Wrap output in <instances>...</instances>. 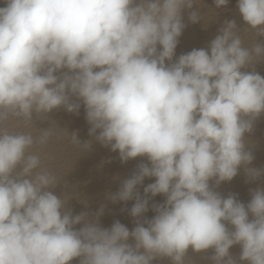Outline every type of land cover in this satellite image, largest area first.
Here are the masks:
<instances>
[{"label":"clouds","instance_id":"1","mask_svg":"<svg viewBox=\"0 0 264 264\" xmlns=\"http://www.w3.org/2000/svg\"><path fill=\"white\" fill-rule=\"evenodd\" d=\"M198 0H4L0 7V264H184L213 249V264H264V187L247 204L215 190L244 168L247 182L264 176L245 134L264 114V77L242 71L264 59V43L243 46L226 20L207 49L177 59L175 50ZM229 0H214L217 8ZM243 21L264 37V0H238ZM167 61V63H166ZM75 97V100L72 98ZM84 106L89 136L118 152L121 162L145 157L113 203L134 200L130 231L120 221L100 225L94 214L73 215L54 189L59 179L34 149L51 127L10 131L63 107ZM72 142L83 150L73 133ZM155 178L137 190L145 178ZM210 182H214L210 184ZM155 215L148 219L152 197ZM251 217V218H250ZM79 225L80 227H76ZM232 226V229L228 227ZM130 240L132 242H130Z\"/></svg>","mask_w":264,"mask_h":264},{"label":"rangeland","instance_id":"2","mask_svg":"<svg viewBox=\"0 0 264 264\" xmlns=\"http://www.w3.org/2000/svg\"><path fill=\"white\" fill-rule=\"evenodd\" d=\"M237 3L238 0H229L226 6L217 8L214 0H198L192 9L199 12L200 20L197 23H191L188 20L189 10H185L183 16L186 27L179 37V43L173 59L175 60L181 54L188 53L193 49H207L210 42L219 34L218 30L224 25L226 20H235L237 31L242 38L244 47L250 48L254 43H264V37L257 36L256 31L243 21L238 11ZM2 6H4V0H0V7ZM253 70L264 77V59H260L254 65L242 69V71ZM72 99L75 100V97ZM58 118H61V120ZM6 126L10 131L31 132L34 137L39 135L40 129L52 128L54 134L49 141L44 146H37L34 150L41 155L43 165L58 177L59 182L52 191L58 197H62L61 199L63 197L66 199L65 207L70 209L73 215L81 212H88L91 215L103 205L104 214L99 219L102 227L110 228L117 220L127 226L130 231L135 227V219L129 214V210L135 201L130 200L127 203L117 201L113 203L108 199V196L118 191L122 182L136 171L138 164L142 162L148 163V161L145 157H138L137 159L135 158L136 160L121 162L118 152L111 151L109 147L102 146L93 137H90L88 134L90 125L86 121L83 105H81L78 114L69 113L63 107H60L48 113L43 120L37 119L34 114L32 125L24 126L23 123L10 119ZM73 131L81 144L91 140L93 142L91 147L83 150L80 146L73 143L71 139ZM244 140L246 148L252 151L254 155V160L249 167L264 169V114L254 122L252 132L246 133ZM238 175L231 181L221 183L215 190L224 197H227L230 193H235L240 201L247 204L251 199L250 189L264 187V176L254 182H247L243 167L240 168ZM153 182H155L154 177L145 178L143 184L139 185L137 190L143 196V188ZM212 183L214 182H210V184ZM165 199L163 195L152 197L149 201V211L144 216L151 219L155 215L152 205L162 204ZM76 227L80 226L77 225ZM228 227L232 229L231 225H228ZM130 242L132 241L130 240ZM213 251V249H209L195 253L190 248L184 258V264H213L209 259ZM240 253V245H234L230 248V254L237 259L238 264H248L247 261H239ZM70 264H79V258L73 259ZM152 264H172V261L169 258L166 259V257L158 258Z\"/></svg>","mask_w":264,"mask_h":264},{"label":"bare ground","instance_id":"3","mask_svg":"<svg viewBox=\"0 0 264 264\" xmlns=\"http://www.w3.org/2000/svg\"><path fill=\"white\" fill-rule=\"evenodd\" d=\"M183 36H184V35H183ZM185 37H186V36H185ZM190 40H191V39H190ZM191 47H192V46H191ZM186 52H187V51H186ZM56 113H57V112H56ZM48 116H49V115H48ZM65 118H66V117H65ZM54 119H55V118H54ZM54 119H53V120H54ZM58 119H59V118H58ZM59 120H61V118H60ZM257 120H258V119H257ZM49 121H50V120H49ZM257 122H258V121H257ZM260 122H262V121H260ZM260 122H259V123H260ZM61 124H62V123H61ZM33 127H34V126H33ZM27 131H28V130H27ZM73 132H74V131H73ZM74 133H75V132H74ZM252 135H254V134H252ZM84 140H85V139H84ZM92 143H93V142H92ZM43 146H44V145H43ZM60 152H61V151H60ZM56 153H57V152H56ZM101 153H102V152H101ZM48 154H49V153H48ZM46 156H47V155H46ZM48 156H49V155H48ZM54 158H55V157H54ZM54 158H53V159H54ZM137 158H138V157H137ZM137 158H136V159H137ZM44 159H45V158H44ZM136 159H135V160H136ZM143 159H144V158H143ZM55 160H56V159H55ZM74 160H75V159H74ZM140 161H141V160H140ZM257 161H258V160H257ZM138 162H139V161H138ZM61 163H62V162H61ZM81 163H82V162H81ZM70 169H71V168H70ZM70 172H71V171H70ZM82 176H83V175H82ZM238 176H239V175H238ZM241 176H242V175H241ZM101 177H102V176H101ZM103 177H104V176H103ZM59 178H60V177H59ZM68 178H69V177H68ZM70 179H71V178H70ZM63 180H64V179H63ZM84 181H85V180H84ZM84 183H85V182H84ZM74 184H75V183H74ZM76 184H77V183H76ZM79 185H80V184H79ZM64 187H65V186H64ZM255 188H256V187H255ZM71 189H72V188H71ZM84 189H86V188H84ZM84 189H83V190H84ZM68 190H69V189H68ZM85 192H86V191H85ZM80 193H81V192H80ZM90 193H91V192H90ZM72 194H73V193H72ZM90 197H91V196H90ZM61 198H62V197H61ZM63 199H64V197H63ZM83 199H85V198H83ZM87 201H88V200H87ZM126 203H127V202H126ZM95 204H96V203H95ZM119 204H120V203H119ZM118 206H119V205H118ZM115 207H116V206H115ZM71 208H72V207H71ZM107 208H108V207H107ZM116 208H117V207H116ZM114 216H115V215H114ZM110 218H111V217H110ZM106 219H107V218H106ZM112 219H113V218H112ZM113 220H114V219H113ZM133 222H134V221H133ZM126 225H127V224H126ZM107 226H109V225H107ZM131 227H132V226H131ZM132 228H133V227H132ZM132 228H131V229H132ZM233 257H234V256H233ZM234 258H235V257H234ZM166 259H167V258H166ZM160 261H161V260H160ZM203 261H204V260H203ZM72 263H73V262H72ZM205 264H206V263H205Z\"/></svg>","mask_w":264,"mask_h":264}]
</instances>
